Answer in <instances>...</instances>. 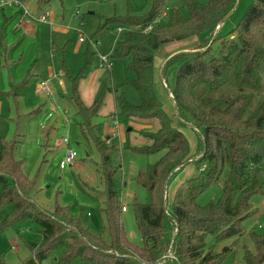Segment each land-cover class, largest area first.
Masks as SVG:
<instances>
[{
	"label": "trees",
	"instance_id": "1",
	"mask_svg": "<svg viewBox=\"0 0 264 264\" xmlns=\"http://www.w3.org/2000/svg\"><path fill=\"white\" fill-rule=\"evenodd\" d=\"M237 1L183 0L188 13L184 16L180 9L169 7L168 0H147L143 15L120 20L131 29L112 58L129 59L136 76L127 82L138 90L140 103L117 96V118L153 125L140 132L144 145L131 148L149 155L161 153L136 177L151 198L148 203L134 202L142 245L125 234L112 150L104 140L95 137L102 158L103 190L88 187L96 199L98 193L104 195L99 203L100 232L87 223L85 213L73 214L61 205L52 212L39 205L33 196L36 178L25 173L26 160L16 156L18 130L11 142H1L0 209H7L1 227L26 219L42 227L41 241L30 244L34 255L24 264H38L59 249L57 264H71L78 258L90 264H220L226 259L232 248L215 252L207 248L206 236L223 240L243 235V222L255 213L253 197L264 196V0H254L243 22L224 42L216 43L223 38L219 31L211 43L218 25L232 16ZM109 20L100 24L96 38L107 35ZM233 33L235 37L230 38ZM202 34L207 36L198 49L169 55L161 68V79L176 101V122L157 98L155 56L168 43ZM0 36L2 48L3 29ZM59 56L61 72L71 80L69 101L82 118V131L94 130L92 120L109 88L105 86L93 104L86 105L78 90L85 67L71 76ZM213 92H222V96L215 97ZM188 126L198 134L195 148L182 128ZM189 164H195L198 174L177 185L170 199V184ZM214 183H222V198L199 204L198 196ZM249 237L254 249L244 247V264H264V235L252 232Z\"/></svg>",
	"mask_w": 264,
	"mask_h": 264
},
{
	"label": "rangeland",
	"instance_id": "2",
	"mask_svg": "<svg viewBox=\"0 0 264 264\" xmlns=\"http://www.w3.org/2000/svg\"><path fill=\"white\" fill-rule=\"evenodd\" d=\"M253 3L254 0L237 1L232 16L218 25L222 24L219 31L223 38L217 40V44L224 42L226 35L243 22ZM23 5L34 15L42 12L48 14V21L46 25L43 24V29L38 28L37 33H26L23 28L16 27L24 9L17 5L0 7V30L3 29L4 48L8 49L6 56L0 57V147L3 140L11 142L16 137L17 130L19 133L23 132L24 136L19 138L22 145L17 148L16 156L25 158L26 174L30 178H36V202L52 212L57 205H61L68 206L73 214L90 213L91 216L86 215V218L94 220L92 227L102 231L99 203L88 187L101 192L103 190L99 170L102 158L96 138L104 140L105 145L112 150L111 164L116 169L115 178L122 205L126 207V211L122 213L125 234L131 242L140 246L143 239L137 224L134 202L148 203L151 198L146 187L136 177L149 164L155 163L161 153L149 155L131 148L144 145L146 140L140 132L153 125L128 118L120 120L119 129L111 126L110 113L118 110L116 97L125 95L130 102L135 99L139 104L140 95L127 82L136 76L130 70L128 58H114L115 66L110 70L100 67L98 54H114L120 41L126 37L127 30L131 29L120 20L130 15H143L148 9L147 0H23ZM168 6L180 9L184 16L188 15L183 0H168ZM108 19L107 35L96 38L100 24ZM119 28H122L121 32ZM41 30V40L38 41ZM80 34L84 37L83 41L80 40ZM206 36L202 34L168 43L156 53L154 86L157 98L161 107L176 122V108L166 83L161 79V68L169 55L198 49ZM234 37L235 33L230 38ZM57 48H63L62 54L71 76L78 75L85 67L86 78L81 80L79 88L87 101H95L105 86L110 88L101 111L92 120V124L96 126L94 130L86 129L85 133L82 131V118L67 102V93L59 87L57 79L53 81L52 95L39 90L40 80H45L54 71L58 72L66 85L70 84L68 77L60 72L61 52ZM60 92L65 96H61ZM213 93L215 97L222 96V92ZM229 93L233 95L234 89ZM49 112L53 117L45 121ZM21 118L23 119L20 120ZM42 124L49 131L48 140L43 135L45 130L41 128ZM182 128L195 148L198 134L190 126ZM92 131H95L94 134H91ZM63 138L68 139L69 145L77 154L75 164L64 169L61 168V162L65 158L67 144L62 141ZM108 140L110 144L107 143ZM197 174L195 164L184 168L170 184L169 198L172 199L176 194L177 185H184L185 180ZM261 176L264 180V168ZM222 196V183H214L201 192L197 201L201 205H207L218 202ZM252 202L255 213L243 222L246 230L243 235L223 240H217L212 234L206 236L207 248L213 247L215 252H220L225 247L232 248L220 264H244V247L254 249L249 233L264 235V196L255 195ZM6 212L7 209H0V261L3 259L5 264H24L34 255L30 244L41 241L42 227L34 220L26 219L2 228ZM60 253V249L56 250L38 264H57L56 258ZM71 264L90 262L78 258Z\"/></svg>",
	"mask_w": 264,
	"mask_h": 264
},
{
	"label": "crops",
	"instance_id": "3",
	"mask_svg": "<svg viewBox=\"0 0 264 264\" xmlns=\"http://www.w3.org/2000/svg\"><path fill=\"white\" fill-rule=\"evenodd\" d=\"M110 1V0H109ZM43 13V12H42ZM22 14V13H21ZM21 14L19 15V18H18V20H17V23H16V27L17 28H23L24 29V31L26 32V33H37V31H38V28H42L43 27V24L44 25H46V23L47 22H37V21H34L33 19H31V18H27V21H25L24 22V24H22V25H20L19 24V21L21 20V18H24V16H23V14H22V16H21ZM44 27H46V26H44ZM43 29V28H42ZM41 36H42V30H41V33H40V35H39V37H38V41H40L41 40ZM5 47V46H4ZM4 47H2V48H0V57H4V56H6V54H7V52H8V49H7V51H6V49L4 48ZM8 47V46H7ZM57 50H60V52L61 53H59V55H61L62 54V50H63V48H57ZM180 51V50H179ZM109 56H111V58H112V55H109ZM62 58H63V60H64V57H63V54H62ZM113 59V61H114V63H115V59L114 58H112ZM65 62V61H64ZM59 64H60V60H59ZM65 66H66V69H67V71H68V73L70 74V69L67 67V65H66V63H65ZM114 66H115V64H114ZM113 66V67H114ZM113 69V68H112ZM60 72H61V67H60ZM62 73V72H61ZM85 73H86V70L84 71V77L81 79V80H85L84 78H86V75H85ZM63 74V73H62ZM63 75H65V76H67L68 77V79H69V82H70V84H65V82L60 78V75L58 74V72L57 71H54L51 75H49L48 76V78H46V79H50V82H51V87H52V90H51V93L50 94H47V95H52V93H53V87H54V83H53V81L55 80V79H57V83H58V85H59V87H61V88H63V91H64V93L66 94V100H67V102L70 104V101H69V97H70V94H71V80H70V78H69V76L68 75H66V74H63ZM45 79V80H46ZM42 80H44V79H41L40 80V82L42 81ZM81 80H80V82H81ZM80 82H79V86H80ZM108 87V86H107ZM109 88V87H108ZM110 89V88H109ZM79 90V93H80V96H81V99L84 101V103L86 104V105H91V104H93V102H89V101H87L86 100V98H84L81 94V91H80V88L78 89ZM64 93H61L60 92V95L61 96H65V94ZM39 95V94H38ZM128 100V99H127ZM129 101V100H128ZM130 102V101H129ZM131 102H133V104H137V101H135V99H133V101H131ZM71 105V104H70ZM116 105H117V102H116ZM73 107V106H72ZM53 108H54V106H53ZM74 108V107H73ZM55 110V109H54ZM74 111H75V109H74ZM100 111H101V109H100ZM99 111V112H100ZM115 112H117L116 110L115 111H113V112H111L110 113V118H111V122H110V124H111V126H115V127H117V129H119V124H120V120L118 121V124H114L113 123V120H112V114L113 113H115ZM69 112H68V110L66 111V114H68ZM75 113H76V111H75ZM77 114V113H76ZM46 118H45V121H48V120H50V119H52V117H53V114L51 113V112H49L48 113V115L47 116H45ZM23 118H21L20 120H22ZM19 123V122H18ZM114 127V128H115ZM41 128L43 129V130H45V131H43V135H44V137L48 140V138H49V131H47L48 129H46V127H44V124H42V126H41ZM47 131V132H46ZM18 132H20V131H18ZM117 132H119V130H117ZM17 134V133H16ZM22 136H24V134H23V132L22 133H19V138H22ZM143 138V137H142ZM144 139V138H143ZM20 140V139H19ZM145 140V139H144ZM21 142L22 141H20L19 142V144H18V147H19V145L21 144ZM22 145V144H21ZM17 147V148H18ZM67 149V147L65 148V150ZM18 153V150H17V152H16V154ZM21 158V157H20ZM21 159H25V158H21ZM47 160L45 159V162H46ZM25 173H26V166H25ZM35 191V190H34ZM33 196L35 197V192H33ZM97 196H99L100 198H97L96 200H97V202L98 203H100V201H103V197L102 196H100V194L98 193V195ZM126 211V210H125ZM88 217H90L91 216V214L90 213H88V214H86ZM101 219V218H100ZM86 221H87V223L89 224V225H91L92 226V221L94 222V220H92V221H90L89 219H87L86 218ZM95 229V228H94ZM96 230V229H95ZM100 232V231H99Z\"/></svg>",
	"mask_w": 264,
	"mask_h": 264
},
{
	"label": "built area",
	"instance_id": "4",
	"mask_svg": "<svg viewBox=\"0 0 264 264\" xmlns=\"http://www.w3.org/2000/svg\"><path fill=\"white\" fill-rule=\"evenodd\" d=\"M5 5H17L24 9V13H23L24 18H21V20L19 21L20 25L24 24V22L27 21V18H31L37 22H47L48 21V14L41 13L40 15H34L30 13L24 7L22 0H0V7H3ZM166 14L167 13H165L164 15ZM151 28H152L151 26L147 28V31H149V29ZM118 30L121 32L122 28H119ZM80 40L81 41L84 40V37L82 34H80ZM98 61H99L100 67L107 68L110 70L113 68L115 64L111 56L104 55V54H98ZM39 90L45 92L46 94H50L52 90L50 79L42 80L39 85ZM112 120L115 125L118 124L119 119L117 118V112L112 114ZM62 141L67 144L66 155H65L64 160L61 162V168L64 169L67 166H73L75 164L77 154L74 148L69 145L68 143L69 141L67 138H63ZM107 143L110 144V140H108ZM125 210H126V207L123 206V211Z\"/></svg>",
	"mask_w": 264,
	"mask_h": 264
},
{
	"label": "water",
	"instance_id": "5",
	"mask_svg": "<svg viewBox=\"0 0 264 264\" xmlns=\"http://www.w3.org/2000/svg\"><path fill=\"white\" fill-rule=\"evenodd\" d=\"M220 30V26H218V28H217V31L215 32V34H214V38H213V40L215 39V37H216V35L218 34V31ZM171 98H172V101H173V103H174V105H175V108H176V101H175V99L173 98V96H171Z\"/></svg>",
	"mask_w": 264,
	"mask_h": 264
}]
</instances>
